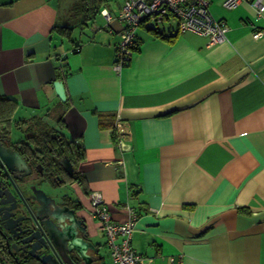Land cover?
Wrapping results in <instances>:
<instances>
[{"label": "crops", "instance_id": "0c3cea01", "mask_svg": "<svg viewBox=\"0 0 264 264\" xmlns=\"http://www.w3.org/2000/svg\"><path fill=\"white\" fill-rule=\"evenodd\" d=\"M59 1L0 0V93L17 100L22 136L31 122L57 125L82 150L70 192L98 248L89 253L103 256L95 264H113L96 191L115 222L136 211L145 264H264V13L210 0L228 26L214 45L171 20L141 24L119 69L122 5L102 6L110 23L91 5L75 40L82 22L67 25Z\"/></svg>", "mask_w": 264, "mask_h": 264}, {"label": "flooded vegetation", "instance_id": "af4514ba", "mask_svg": "<svg viewBox=\"0 0 264 264\" xmlns=\"http://www.w3.org/2000/svg\"><path fill=\"white\" fill-rule=\"evenodd\" d=\"M52 133L43 132L42 145L39 143L40 139L33 140L31 134L20 138H14L11 134L0 135L3 144L17 150L26 162H18L14 170L0 163V248L8 255L4 251L0 254L14 260L12 262L15 264H69L71 258L78 264H83V259L77 256L76 252L68 250L65 246L55 247L50 238L47 239V249L32 251L31 242L25 241L29 234H22L20 224L15 220L22 215H29L24 202L32 205L30 198L35 190H39L51 210L57 208L63 211L69 207L76 211L77 217L83 222L80 213L81 202L79 199H72L70 192L72 181L79 179L76 160L70 159L73 164L72 175L63 162L64 156L69 157L66 150L68 143L58 132L53 135ZM80 227L83 231V223H80ZM78 236L83 238L82 232ZM44 255H50L46 262L42 261Z\"/></svg>", "mask_w": 264, "mask_h": 264}, {"label": "built area", "instance_id": "2783aa9c", "mask_svg": "<svg viewBox=\"0 0 264 264\" xmlns=\"http://www.w3.org/2000/svg\"><path fill=\"white\" fill-rule=\"evenodd\" d=\"M242 1H251L258 14L264 13V0H225L224 5L233 8ZM210 4V0H124L117 14V19L123 23V36L117 46L116 67L120 69L127 64L137 39V29L144 23L156 27L174 20L178 31H194L207 36L208 45L224 42L228 26L225 21L215 18ZM101 14L109 23L114 19L108 9H102ZM262 34L258 31L255 37ZM90 197L92 214L106 236L113 264H145L146 257L132 244L139 218L136 211L129 207L130 217L124 222H115L103 195L96 191ZM0 264L14 263L1 256Z\"/></svg>", "mask_w": 264, "mask_h": 264}, {"label": "water", "instance_id": "95a60500", "mask_svg": "<svg viewBox=\"0 0 264 264\" xmlns=\"http://www.w3.org/2000/svg\"><path fill=\"white\" fill-rule=\"evenodd\" d=\"M54 85L59 97L65 100L66 93L63 81L57 80ZM2 141L0 139V163L8 169L14 170L18 162L25 161L17 150L13 147H7ZM63 162L70 174L73 175V164L67 155L64 156ZM30 199L32 205H27L24 202L25 209L29 215H22L15 220L20 224V232L22 234H29L25 238V241L31 242L32 251L42 248L47 249L49 246L47 239L49 240L50 238L51 243L55 247L65 246L68 250L76 252L77 256L83 259V264H95L100 258H103V256L99 257L97 254L92 255L89 253L90 250L96 253L98 248L88 237V225L86 221L83 219L82 222L77 217L74 209L66 207L63 211L57 208L51 210L48 201L40 195L39 190H35ZM22 209L24 211V207ZM80 223H83V231L81 230ZM80 232H82L83 238L78 236ZM50 255H44L42 261L46 262ZM15 258L17 259V257ZM70 262L69 264H78L72 258Z\"/></svg>", "mask_w": 264, "mask_h": 264}, {"label": "trees", "instance_id": "16d2710c", "mask_svg": "<svg viewBox=\"0 0 264 264\" xmlns=\"http://www.w3.org/2000/svg\"><path fill=\"white\" fill-rule=\"evenodd\" d=\"M107 0H83V11L91 10V5L96 6L94 8V14H97L101 11L102 6L106 4ZM92 11V10H91ZM89 18L85 17L83 23L87 22ZM56 28H60L62 31H71L74 30V27H62L56 26ZM65 29V30H63ZM70 34V33H69ZM130 58L128 59L129 62ZM127 62V63H128ZM17 100L9 95L0 93V135H10L12 132V128L15 126L20 128L21 120L15 118V110L17 108ZM62 136V135H61ZM63 137V136H62ZM33 140H36V137H31ZM56 141V140H55ZM67 152L69 154L70 159L79 161L82 158V150L78 147V144L73 142H67ZM64 153V152H63ZM0 247H2L0 245ZM0 250L3 252L0 248Z\"/></svg>", "mask_w": 264, "mask_h": 264}, {"label": "rangeland", "instance_id": "374dc122", "mask_svg": "<svg viewBox=\"0 0 264 264\" xmlns=\"http://www.w3.org/2000/svg\"><path fill=\"white\" fill-rule=\"evenodd\" d=\"M123 2H124V0H107L106 4H107V6L113 8V9H118L123 4ZM59 5L61 7L62 12H64V18L65 19L69 18V19H67V22H68L67 25L74 26L77 22H79V21L82 22V24H80L76 27L75 35L72 32V35L74 36L75 40L80 39L81 35H82V31H83V19H82L83 18V16H82L83 15V0H60ZM69 7H71V9H72L70 12L68 11ZM64 18H61V21H64L65 20ZM172 21H174V20H172ZM66 41H68V38ZM15 115L18 116L17 114H15ZM30 126H31V128L29 129V132L35 133L33 136H35L36 139H40L39 143L41 145L44 142L43 132L50 131V133L53 132L52 133V135H53L56 132L60 133V130H61L60 127H58L57 125H55L54 129H51L50 127L48 128L45 124L42 125V124H37L35 122H31ZM37 131H39V134H38L39 137L36 136ZM11 135L13 137H17L20 135L22 136V132H20V129H18L17 127L14 126L12 128ZM107 259H108V262L110 263L109 256Z\"/></svg>", "mask_w": 264, "mask_h": 264}]
</instances>
